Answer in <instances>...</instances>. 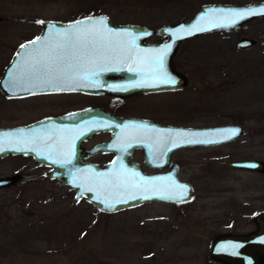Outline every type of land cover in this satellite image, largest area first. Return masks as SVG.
Here are the masks:
<instances>
[{
	"label": "rangeland",
	"instance_id": "1",
	"mask_svg": "<svg viewBox=\"0 0 264 264\" xmlns=\"http://www.w3.org/2000/svg\"><path fill=\"white\" fill-rule=\"evenodd\" d=\"M245 1L0 0L8 17L0 23V42H23L40 32L38 21L48 19L101 12L114 23L154 27L186 17L202 3ZM240 34L255 38L256 44L234 50ZM162 38L152 35L147 41ZM182 42L181 67L190 82L180 95L184 114L171 119L204 126L243 118L245 134L215 148L189 147L176 155L183 163L179 177L193 188L184 203L151 201L106 213L84 199L74 200L72 190L40 171H22L15 183L0 188V264H217L207 256L212 237L249 226L244 203L259 199L264 175L231 169L225 161L248 156L264 160V17L238 30ZM237 105L247 106L242 111ZM10 106L0 104V124L35 116L10 111ZM6 112L12 116L5 117ZM32 165L29 158H0V175Z\"/></svg>",
	"mask_w": 264,
	"mask_h": 264
},
{
	"label": "water",
	"instance_id": "2",
	"mask_svg": "<svg viewBox=\"0 0 264 264\" xmlns=\"http://www.w3.org/2000/svg\"><path fill=\"white\" fill-rule=\"evenodd\" d=\"M249 8L262 9L264 8V1L261 0L245 3H202L188 16L171 23H163L154 27L132 22L114 23L110 21L106 14L101 12L85 14L66 21L48 19L43 20L42 22L44 23H40V32L23 41L27 43L22 45L29 44L30 41H33L37 37L43 38L46 34L52 35L57 29L70 30L69 26L75 27L76 21H83L88 17H92L94 20L106 18V26L108 29L112 30V34L108 36L105 32V36L111 41L112 51H109L105 56L97 58L95 62L91 63V71L98 70L99 73H103V71H118L127 75L128 73L145 70L149 73V71L152 69L156 70V68H146L144 65L145 63H133V61L127 59V57L129 55L138 59L148 57L153 55L152 50L170 45L163 58L162 67L164 68L160 69L162 71L164 70L166 75L164 74V77H155V80L158 79L164 81L158 84H153V78L150 75L137 78H127V76L123 82L117 84L104 81L103 78H93L98 79L96 81H99L94 84L107 88V90L120 89L124 91H144L156 88L174 89L179 88L186 83V76L179 73L173 67L172 56L176 51L178 44L190 37L204 35L215 31L236 29L251 19L264 17V11H257L243 19H238L235 24H232L229 27H211L208 23L209 18H219V22L228 23V20L223 18L224 14L220 10L226 12L227 10H247ZM1 18L2 17L0 16V19ZM197 23L201 24L203 27L209 28V30L196 31L189 34L186 29ZM51 25H55L56 28H51ZM96 27L98 30L104 31L101 25H96ZM152 35L162 36L163 38L161 41H158L159 43L157 44L147 43L149 42L147 39ZM254 42L255 38L248 35H242L236 39L234 47H247ZM39 43L40 41H38V44ZM29 47L31 48L32 45H29ZM24 50L25 49H22L20 46L15 52V56L10 65L4 69L5 73L0 78V85L2 88H5L4 81L6 75L9 71L14 69L18 57L22 55ZM96 64H98V66H95ZM168 70H170V73H168ZM123 78L124 77H121V80ZM169 78L174 80L175 83L169 82ZM93 111L95 110L91 109L88 112L93 113ZM81 114L84 115V113ZM75 116L76 115L66 114L63 115V119H68L69 117L75 118ZM79 117L82 116H78V118ZM59 120L62 119L44 118L21 126L0 127V141H2V147L4 149L3 151H0V156L6 153L31 155L35 161L44 163L48 166L45 174L47 177L56 179L59 184L64 185L66 188L73 191L72 196L74 200L84 199L95 209L106 213L119 211L151 201L168 203L186 202L192 197V185L189 181L179 177L178 167L175 162L170 161V169L165 173H145L136 162L129 158L133 147L139 146L142 148L143 162L146 165H151V160L157 159L161 156V151L158 146H166V148L162 149H165L166 159L169 161V150L183 146L217 145L238 137L244 132L245 128L244 124L237 122L220 123L203 127L165 125L158 128L160 130L158 133L160 137H152V135L148 133L146 138L137 137L135 139L133 136L130 137L129 135V138L123 140L121 135L114 134L111 141L97 143L91 150H89L93 153L113 148L114 154L108 161L102 164L87 161L82 162L78 158L80 153L77 151V156H73L70 159L67 157V159L70 160V163L73 164L64 166L60 164L63 160L59 162L56 160V157L63 156L64 152L71 145H79L77 141L73 142L79 131L81 132L85 130V132L80 135V137H83L96 128L91 126L90 130H88L89 126L86 124H81L79 126L74 124L66 125L62 128L58 125ZM73 120H76V118ZM118 120H121L119 123L122 125L130 126L133 124L140 125L144 122L133 118ZM144 123L149 124L150 122ZM228 128H236L240 131L231 139H224L221 136L212 135L216 130ZM162 130L164 131L162 132ZM167 130H173L172 135H169ZM178 130L184 132L207 133L208 135L200 137L180 136L176 134ZM189 139H210L218 142L187 143V140ZM122 144L127 145L121 147ZM116 145H119L120 147H114ZM57 163H59V165ZM225 164L230 168L255 170L258 172L264 171V162L258 158L245 157L227 159ZM20 177L21 175L17 173L0 175V188L12 185ZM122 181L124 182L123 184L120 183ZM147 181L152 182L148 183ZM108 184H111L112 186L109 187ZM177 185L187 186L186 194H182ZM105 202L111 205V207H106ZM254 221L256 223V228L250 232L241 234L220 232L215 234L210 241L208 256L224 264H259L261 261L263 262L264 210L255 216Z\"/></svg>",
	"mask_w": 264,
	"mask_h": 264
},
{
	"label": "flooded vegetation",
	"instance_id": "3",
	"mask_svg": "<svg viewBox=\"0 0 264 264\" xmlns=\"http://www.w3.org/2000/svg\"><path fill=\"white\" fill-rule=\"evenodd\" d=\"M256 1H261V0H249L245 2H256ZM245 2H237V3H245ZM3 12L4 11L0 10V16L2 17L0 19V23L8 19V17L2 14ZM259 18L262 17H257L247 22ZM244 24H242L241 26H243ZM240 27L228 31L238 30ZM228 31H215V32H228ZM242 35H246V34H240L239 36ZM24 43L27 42H0V48L2 47L3 48L2 50L5 53L3 60L4 62L3 68L2 70H0V78L5 73L4 69L7 66H9L10 63L12 62L17 49ZM147 43L157 44L159 42H147ZM184 43L185 42H180L178 44L177 49L172 56V62L174 69H176L179 73H182L183 75L186 76V83L183 86L174 89L156 88V89H149L144 91L143 90L124 91L120 89L107 90V88L94 84L99 81H96L98 79H93V78H103L104 81L117 84L123 82L127 76H128L127 78H137V77H144L150 75L147 71L141 70L139 72L128 73L127 75L118 71H103V73H99L98 70L91 71V63H86L82 67L77 68V71H79L82 76L87 75V78L80 79L78 83H76L73 86L64 89H53V88L35 89L32 92L26 91L23 88H17L15 90H11L9 88L8 81L10 80L11 77H13L14 75H18L23 70V57L25 52L24 50L22 55L18 57L14 69L9 71L8 74L6 75V79L4 81L5 88L4 87L2 88L0 85V104L11 105L10 111L18 110V111H23V113L32 112L34 113L35 116L29 118L27 121L24 122L5 124V125L0 124V127L21 126L35 121H39L44 118L62 119L58 121L59 122L58 125L61 126L62 128H64L66 125L74 124L79 126L81 124H86L89 126L88 130H90L91 126H94L96 129L90 131L86 136L80 137V135L85 132L84 130L81 132L79 131L77 137L75 138V141L71 139L73 142L77 141L79 147L76 144L71 145L64 152L63 156L56 157V160L59 162L63 160L62 162H60V164L65 166V165L73 164L70 163V160H68L67 157H69L70 159L73 156H77L78 152L80 153L78 158L82 162L87 161V162H95L98 164H102L108 161L114 154L113 148L110 150H105V151L101 150L93 153H91L89 150H91L92 147L97 143L111 141L112 138L114 137V134L121 135L123 137V140H125V138H129L128 137L129 135L130 137L133 136L135 139L137 137L146 138V136H148V133H150L152 137L153 136L160 137L158 135L160 131L158 128L160 126H165V125L187 126L185 124L175 122L176 120L171 119V115L184 114L183 112L184 109H181V106H179L182 101L181 99L182 97H180V95H182V92H184L186 86L190 82L189 77L181 67L183 57H181L180 51ZM255 44L256 42H254L252 45L247 47L235 48L233 43V48L234 50L241 51L252 48ZM144 65L146 66V68L147 67L156 68V71L159 73V75H150L153 78L152 79L153 84L164 82L158 79L155 80V77H164L165 74L164 70L163 71L160 70L161 68L164 67H158L156 65H148V64H144ZM95 66H98V64H96ZM169 71L170 70H168V73H170ZM121 77L124 78L121 80ZM260 90H262V88ZM175 96H178V98L176 99ZM20 106L21 108H19ZM246 106L247 105H237L238 108L236 110L244 111V109H246ZM0 109L2 108L0 107ZM91 109H94L95 111H93V113L88 112ZM173 109L174 111H178V112H173L172 111ZM81 113H84V115ZM3 114H8L7 116L4 115L5 117L12 116V114L7 112ZM66 114L76 115L75 116L76 120H73L75 119L73 117H69L68 119H63L64 118L63 115ZM77 115L82 117L78 118ZM238 115L241 117L240 114ZM129 118L138 119L150 123L148 124L143 122L140 125L133 124L132 126L122 125L121 123H119L121 120L118 119H129ZM243 120L244 119L241 118V120H235L233 122L244 124L245 126L244 132L238 137L226 142L233 141L245 134L247 130V125L246 123L243 122ZM96 126L99 128H97ZM192 127H203V126H192ZM223 143L217 145H211V146L196 145V146L178 147L168 151L169 161H167L166 159L165 149H162V148H166V146L165 145L162 147L158 146L159 150L161 151V156L158 157L157 159L151 160L150 161L152 163L151 165H146L143 162L144 159L143 150L139 146H136L132 148L129 158L134 162H136L145 173H149V174L167 172L170 169L169 166L170 161H173L177 164L178 175H179V173L181 172V165L183 164L181 163L180 156L179 157L176 156L177 154H179V152L189 147L191 148L200 147L205 149L215 148ZM126 145L127 144H122L121 147H125ZM114 147H120V146L116 145ZM13 157L15 158L17 157L19 159L29 158L33 162V165L32 167H21L19 171L15 170L12 173H17L21 175L22 171L24 172V170L29 171V173H32L33 172L32 170H34L35 172L38 170L40 171V173L46 174L48 166L44 163L35 161L34 158L29 154L6 153L0 156V158H7V159ZM239 158H245V157H239ZM254 158H258V157H254ZM262 161L264 162V160ZM57 164L59 165V163ZM231 169L259 173L261 175H264V171L258 172L255 170H247V169H239V168H231ZM180 203H184V202H180ZM244 204L246 205V210L243 211V214H245L249 226L246 229L240 231L233 230L226 232L241 234V233L250 232L256 228V223L254 221L255 216L258 213L262 212V210H264V188L262 189L261 187L260 189L259 199H251L250 201H248V203H244ZM210 259L214 263L224 264L218 260L212 258ZM259 264H264V261L263 262L261 261Z\"/></svg>",
	"mask_w": 264,
	"mask_h": 264
},
{
	"label": "snow or ice",
	"instance_id": "4",
	"mask_svg": "<svg viewBox=\"0 0 264 264\" xmlns=\"http://www.w3.org/2000/svg\"><path fill=\"white\" fill-rule=\"evenodd\" d=\"M220 11L224 14L223 18L228 20V23L219 22V18H209L208 23L211 27H229L235 24L238 19H243L257 11H264V8L227 10L226 12L224 10ZM105 19L106 18H100L94 20L92 17H88L83 21H76L75 27L69 26L70 30L57 29L52 35L46 34L43 38L37 37L33 41H30L29 44L21 45V48L25 49L23 70L18 75H14L10 78L8 81L9 88L11 90L23 88L30 92L35 89L44 88L64 89L75 85L80 79H86L87 75L82 76L80 72L77 71V68L82 67L86 63H93L97 58L103 57L109 51H112L111 41L105 36V32L110 36L112 30L107 28ZM38 23L44 22L38 21ZM96 25H101L104 31L98 30ZM50 27L56 28L55 25H51ZM206 30H209V28L203 27L199 23L193 24L190 28L186 29L189 34ZM38 41H40L39 44ZM29 45L33 47L29 48ZM168 47H170V45L164 48L154 49L152 50L153 55L148 57L138 59L129 55L127 59L132 60L133 63L142 62L148 65L162 67L163 58ZM149 74L159 75L155 69H152ZM169 82L175 83V81L170 78ZM163 131L164 130H162V132ZM172 131L173 130H167L169 135H172ZM239 131L240 130L236 128L221 129L216 130L212 135H218L224 139H231L237 135ZM176 134L191 137L208 135L207 133L184 132L182 130H178ZM216 142L218 141L210 139L187 140V143ZM3 150L2 141H0V151ZM147 182L151 183L152 181ZM120 183L123 184L124 182L122 181ZM108 186L111 187L112 185L108 184ZM177 187L182 194H186L187 186L177 185ZM105 206L111 207L107 202H105Z\"/></svg>",
	"mask_w": 264,
	"mask_h": 264
},
{
	"label": "trees",
	"instance_id": "5",
	"mask_svg": "<svg viewBox=\"0 0 264 264\" xmlns=\"http://www.w3.org/2000/svg\"><path fill=\"white\" fill-rule=\"evenodd\" d=\"M30 206L29 204L27 205V207ZM98 211V210H97Z\"/></svg>",
	"mask_w": 264,
	"mask_h": 264
}]
</instances>
